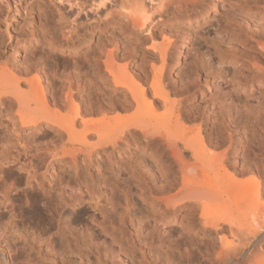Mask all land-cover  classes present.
Segmentation results:
<instances>
[{
	"label": "bare ground",
	"instance_id": "6f19581e",
	"mask_svg": "<svg viewBox=\"0 0 264 264\" xmlns=\"http://www.w3.org/2000/svg\"><path fill=\"white\" fill-rule=\"evenodd\" d=\"M105 1L96 2L98 10L100 6H106ZM136 1L140 7L132 11L129 6L132 12L125 18L136 29L147 28L149 33L147 22L151 17L148 15L162 4L158 5L161 0ZM211 1L213 8L217 9L219 0ZM226 2L229 18L226 25L213 34L216 44H207L196 57L195 67L187 77L188 84L178 87L179 90L171 86L168 75L165 77L168 52L172 46L169 41L159 49L161 65L153 67L149 77L134 72L140 82L133 79L127 64L118 63L113 50H102L105 52L100 56L102 60L89 62L70 72L55 59L45 62L38 57L35 63V57L27 55L33 49L28 46L32 45L15 43L11 49L16 58L21 56L23 63L17 66L9 61L1 62L0 106L9 100L10 109L21 127L40 128L47 124L81 147L92 145L89 142L92 134L99 138L97 145L105 144L113 149L122 142L133 144L135 150L140 149L138 143L153 147L160 155L157 154L158 159L152 158L151 165H147L143 153L137 151L142 172L135 174L133 184H136V190L148 188L149 192L148 189L145 192L149 195L157 189L159 196L152 197L148 210H133L129 187L127 192L119 191L120 184L116 180H103L99 176L88 183L87 188L81 184L75 190L65 186L59 193L57 191V205H54V211L51 210L47 222L38 216L40 222L54 228V233L46 238L41 236L42 229L39 228L33 236L29 234L27 237V233L13 246L14 251L7 245L8 249L0 254V264H36L34 259L37 256L56 248L59 253H56L54 264H135L136 253L134 255V250L128 249H135L137 241L141 244L142 256L147 253L146 257L153 258L150 264H264L263 190L261 192L260 181L255 178L243 179L248 175L264 176V172L258 169L259 164L264 166V154L259 153L262 150H258V146L250 156L241 152L238 146L235 149L234 132L238 129L237 124L242 125L241 121L236 123L240 117L235 116L238 119L234 120L235 114L229 111L222 123L210 124L201 114H195L192 107L193 112L185 106L202 83L209 86L214 79L228 80L231 76L229 84L233 92L236 88L264 84V0ZM187 9L179 11L185 17L189 13L191 16L192 10ZM193 11L198 12L194 23L210 15V10L199 11L198 7ZM188 41L187 37L178 47L171 72H176L178 64L184 61ZM215 55L217 59L213 58ZM225 63L232 65L230 70L224 69ZM238 64L246 69L240 71ZM102 70L106 75H102ZM104 79L124 92L119 100L114 101L112 92L109 95L113 98L107 99L99 92L95 93L98 89L94 93L86 89ZM82 89L85 97H80ZM172 96L180 98L172 99ZM229 100L232 101V97ZM258 105L244 102L242 109L235 106L237 109L234 107L233 110L239 115V110L246 111L244 116L241 114L243 118L240 120H243L246 115H261L263 108ZM129 111L134 113L129 116L120 113ZM93 115L101 117L93 120ZM261 137L264 138L263 133ZM127 149L131 150L130 147ZM77 152L73 149L70 159L76 161ZM4 164L0 166H6ZM102 196L104 201L99 205L97 200ZM143 196H140L142 204L147 198L145 194ZM83 202L92 209L98 208V212L85 214L73 223L72 215L63 209L76 210ZM24 205L30 209L32 203L26 199ZM50 206L48 208L52 209ZM186 206L192 207L191 212L187 218L180 217L181 209ZM160 208L163 213L159 212ZM22 217L28 223L35 222L30 214ZM170 218L179 224V229L170 231L171 226L166 222ZM191 233L201 234V238L191 237ZM27 239H31L30 243Z\"/></svg>",
	"mask_w": 264,
	"mask_h": 264
},
{
	"label": "rangeland",
	"instance_id": "374dc122",
	"mask_svg": "<svg viewBox=\"0 0 264 264\" xmlns=\"http://www.w3.org/2000/svg\"><path fill=\"white\" fill-rule=\"evenodd\" d=\"M98 1L0 0V64L9 61L20 66L23 63L20 60L21 56L16 58L11 49L15 43L20 42H25L27 46L32 45L28 46L33 49L27 55L30 56L31 54L33 58L35 57V63H37L38 57L45 62L55 59L70 72L75 71L79 66H86L89 62L102 60L104 51L113 50L117 54L118 63L120 65L127 64L133 79L140 82V78L134 72L137 71L136 73H143L147 76L151 75L152 68H158L161 65L159 49L169 41L172 43V48L170 47L168 52L165 77L168 75L167 79L169 83H172H170L171 86L178 89V87L182 88L188 84L187 77L195 67L196 57L198 58V55L208 46L207 44H216L214 43V40L216 41L214 35L226 25L229 18L227 0H219L220 5L217 9L213 8L211 0H161L158 5L162 4L156 6L150 13L151 15H148L151 17L147 22L150 36L147 28L144 30L136 29L132 22L125 18L131 11L129 6H131L132 11L140 7H138L139 4H136L137 1L106 0V6H100L102 9L99 7V10L97 9ZM194 7H198L199 11L210 10V15L202 18L199 23H194L193 19L198 15V12L195 14L193 11ZM187 8L192 10L191 16L189 13L185 17L179 9L186 10ZM189 9L187 10L190 11ZM8 34L12 37L11 39H9ZM187 37L189 38V46L186 48L184 61L178 64L179 67L176 72H171L176 62L177 49ZM30 41L33 43L30 44ZM102 50L104 51L102 52ZM213 58L217 59V56L215 55ZM224 65V69H231V64V66L228 63ZM241 65L238 64L237 68L241 67L240 71L242 69L244 71L246 67ZM102 69H104L103 66ZM102 75H106L103 70ZM230 79L231 76L228 77V80L226 79L227 81L214 79L209 83V86L202 83L201 89H196L194 96L185 103L186 109L189 110L192 107L191 109L195 114H201L205 120H209L207 121L210 124L222 123L224 118L229 116V111L235 114L232 115L234 120L238 119L236 117H240L236 123L241 121L242 125L237 124L238 127L236 128L238 129H234L235 149H238V146L241 152L245 151V155L250 156L254 148L258 146L260 148L257 147V149L262 150L259 153L263 156L264 138L261 136L262 133L264 134V122H262V120L264 121V84L260 85L261 87L257 84L252 88H236L233 89V92L229 84ZM106 80H100L101 85H93L95 89H92L93 86L86 89L90 92L92 90L93 93L98 89L99 91H95L96 94L99 92L107 99L114 97V101L119 100L124 92L121 89H115L112 83ZM84 90L82 89L80 92V97H85ZM110 93L113 97L109 95ZM172 97V99L180 98ZM231 97L232 101L229 100ZM244 102L261 105L263 113L258 114V118L255 117L258 115H250L249 117L246 115L247 118L245 116L244 121L240 120L243 118L242 115L247 114L246 111L239 110V108H243L241 105L243 106ZM10 105V101L6 100L5 104L0 106V160L2 161L0 165L6 164V166H0V254L8 249L7 245L11 247V250L15 244L22 241V237L27 233V237L29 234L33 236V233H37L38 228L47 230H43V233L41 230L40 233L45 238L54 233V228H48L46 222L50 213L55 210L54 205H57L55 200L59 190L65 186L75 190L81 184L87 188L88 183L96 180L99 176L103 180H116L120 184L119 188L121 189L119 191L127 192L129 190L128 192L132 195L134 202L131 204V208L133 210H148L150 201L159 196L156 192L157 189L151 191L153 193L149 195L147 194L148 188V190L145 189L146 187L142 188L143 190H136V184H133L135 174L138 175L142 172L138 152L143 153L144 161L147 165H151L152 158L158 159L157 154L160 155L153 147L146 146L145 143H138L140 149L135 150L132 149L133 144L122 142L118 148L113 149L109 145H97L99 138L96 134L89 135L91 146L81 147L70 141L67 135H59L47 124H43L40 128L21 127L16 120L14 111L10 109ZM235 106L239 107V113L242 115L237 114V110H233L237 109ZM120 113L129 116L134 111ZM100 117V115H93L91 119L97 120ZM259 139L262 141L260 142ZM128 147L131 150H128ZM73 149L78 150L76 161L70 159V152ZM258 169L261 173L264 172V166L261 164L258 165ZM253 178L260 181L261 192L263 190L262 195L264 197V176L259 178L256 175H248L243 179L252 180ZM144 194L147 198H144L145 201L142 204L140 198H143ZM26 199L32 203L30 209L24 205ZM48 201L53 203L51 204L53 208L50 206V202L48 204ZM97 201L100 202L99 205H102L104 197H100ZM45 204H48L52 209ZM143 205L145 207H142ZM65 209H63L65 213L67 212L69 216L72 215L71 221L73 223L80 217L83 218L85 214L98 212V208L92 209L86 202L76 207V210L68 207ZM191 209L192 207L189 206L183 207L179 213L180 217L188 216L187 214L191 212ZM159 212L163 213V208H160ZM29 214L32 218L34 217L33 221L35 222L28 223L26 218L22 217V215L26 217ZM38 216L40 220L44 219L46 222H40ZM38 221L42 223L41 226ZM166 222L171 226L170 231L180 228L179 224L172 222V218ZM191 234V237L201 238V234ZM30 240L27 239V243H30ZM137 243L136 246L134 245L135 249H128L134 250L132 252L134 255L136 253L135 264H148L152 257H146L148 256L147 253L142 256L139 250L141 244L139 241ZM49 250L37 256L34 259L35 263L54 264L56 253H59L57 252L58 249ZM11 251H14V248Z\"/></svg>",
	"mask_w": 264,
	"mask_h": 264
}]
</instances>
